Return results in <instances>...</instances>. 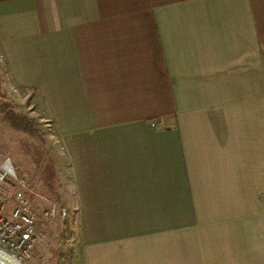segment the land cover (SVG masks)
I'll use <instances>...</instances> for the list:
<instances>
[{"label":"crops","instance_id":"0c3cea01","mask_svg":"<svg viewBox=\"0 0 264 264\" xmlns=\"http://www.w3.org/2000/svg\"><path fill=\"white\" fill-rule=\"evenodd\" d=\"M0 70L69 161L73 262L264 264V0H0Z\"/></svg>","mask_w":264,"mask_h":264},{"label":"built area","instance_id":"2783aa9c","mask_svg":"<svg viewBox=\"0 0 264 264\" xmlns=\"http://www.w3.org/2000/svg\"><path fill=\"white\" fill-rule=\"evenodd\" d=\"M71 231L68 209L32 187L11 158L0 157V253L18 264H83L71 259ZM56 244L55 258L46 257Z\"/></svg>","mask_w":264,"mask_h":264},{"label":"rangeland","instance_id":"374dc122","mask_svg":"<svg viewBox=\"0 0 264 264\" xmlns=\"http://www.w3.org/2000/svg\"><path fill=\"white\" fill-rule=\"evenodd\" d=\"M2 78L1 71L0 82L4 100L17 115L33 121L35 132L26 133L12 129L3 121L0 113V157L11 158L32 187L65 206L70 215V204L75 198L70 165L48 119L43 102L37 93L17 89L7 81L3 84ZM56 247L58 244L48 250L49 252L46 251V257L53 254L55 258V253L60 250H56ZM43 253L44 249L38 254Z\"/></svg>","mask_w":264,"mask_h":264},{"label":"trees","instance_id":"16d2710c","mask_svg":"<svg viewBox=\"0 0 264 264\" xmlns=\"http://www.w3.org/2000/svg\"><path fill=\"white\" fill-rule=\"evenodd\" d=\"M0 113L3 116V121L8 123L10 127L16 131L34 133V123L27 117L17 115L11 108V105L7 103L4 93L1 91L0 82Z\"/></svg>","mask_w":264,"mask_h":264},{"label":"water","instance_id":"95a60500","mask_svg":"<svg viewBox=\"0 0 264 264\" xmlns=\"http://www.w3.org/2000/svg\"><path fill=\"white\" fill-rule=\"evenodd\" d=\"M0 264H18L7 256L0 253Z\"/></svg>","mask_w":264,"mask_h":264}]
</instances>
